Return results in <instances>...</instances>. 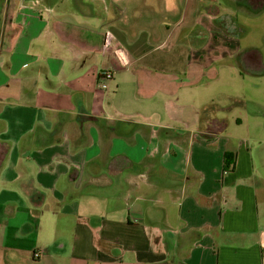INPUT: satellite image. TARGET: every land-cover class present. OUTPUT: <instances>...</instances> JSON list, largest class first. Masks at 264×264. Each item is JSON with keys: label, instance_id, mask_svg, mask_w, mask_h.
Here are the masks:
<instances>
[{"label": "crops", "instance_id": "crops-1", "mask_svg": "<svg viewBox=\"0 0 264 264\" xmlns=\"http://www.w3.org/2000/svg\"><path fill=\"white\" fill-rule=\"evenodd\" d=\"M245 1L257 2L0 0V264H152L170 255L264 264V153L227 129L212 137L199 129L195 109L207 102L181 91L217 76L213 62L227 55L264 71V54L235 41L237 21L231 31L216 22L254 11ZM186 14L207 27L177 37L187 60L140 64L141 36L174 56L176 44L166 43ZM251 49L258 53L239 59ZM190 64L199 70L189 74ZM101 70L112 73L107 90ZM154 109L172 117L192 109V121H161ZM46 202L74 215L70 237L43 242L36 211Z\"/></svg>", "mask_w": 264, "mask_h": 264}, {"label": "rangeland", "instance_id": "rangeland-1", "mask_svg": "<svg viewBox=\"0 0 264 264\" xmlns=\"http://www.w3.org/2000/svg\"><path fill=\"white\" fill-rule=\"evenodd\" d=\"M234 14H236V18L233 16L234 18L232 20L234 21L235 19L243 29L242 31L238 30V35L235 40L238 46L243 48L254 47L264 54V5L255 12L239 9ZM200 26L207 28L202 19H193L186 14L183 22L179 25L175 33H173L168 43H166V48L171 47L172 44H176L175 49H173L174 56L172 54L167 56L164 45L153 48L151 45H146L145 37L141 36L140 42L136 46L138 49L136 54L138 56L141 55L140 64L151 62L154 65L167 64L168 66L174 67L176 66L175 64L170 65L168 63L170 60H180V62L187 60L189 50L182 40H177V37L183 35L184 32L188 34L189 32L197 31ZM231 62H235V60L232 59V56L228 55L221 60L213 62L212 67L218 70L217 76H204L196 84L181 87V91L185 97L193 99L196 102L202 99L207 103L215 102L220 107H227L236 99L239 102L238 104L229 108L230 110H218L215 112V115L226 118L228 132H233L234 134L247 138L254 147L253 152H256V155L258 152L264 153V71L260 74L253 73L246 69V67L233 66ZM184 68V66L179 65V68L174 72L183 73ZM108 80L106 81L107 86ZM123 97L125 96H122V99ZM118 110L119 112H132L135 109ZM154 110L160 113L162 110L163 113H159L161 121L174 118V125L179 124L182 126V123L187 124V122L192 121L191 114H188V111L192 109H179L186 115H189V117L182 116L181 114L177 117H172L170 113L168 114V112L172 111L171 109H168L169 111H165L164 109ZM195 110L197 111V122L200 109ZM257 147L259 149L256 150ZM81 200L83 205L80 206V210L83 212V207L87 206V202L84 197ZM56 206L58 205L46 202L41 210L38 209L36 211V214L40 217V237L45 243L57 236L68 238L73 233L74 215L56 211ZM49 260L41 264H54L52 259L49 258Z\"/></svg>", "mask_w": 264, "mask_h": 264}, {"label": "trees", "instance_id": "trees-1", "mask_svg": "<svg viewBox=\"0 0 264 264\" xmlns=\"http://www.w3.org/2000/svg\"><path fill=\"white\" fill-rule=\"evenodd\" d=\"M264 0H257V2H253L250 3L249 1H245L246 4H251L252 8L254 9V11H257L258 9L262 8L264 2ZM217 24H224L227 27H229L230 31L231 29H233V21L228 20V19H224V18H218L216 19ZM257 50H244L239 54V59H243V60H247L249 57L251 58L252 56H255L257 54ZM263 69V67L260 68V70ZM199 70V66L195 65V64H190L188 66L187 72L189 74H192L193 72ZM261 72V71H260ZM139 73H141L140 75H142V71L139 70ZM214 74V71H211V75ZM140 78V76H139ZM235 101L233 103H231L229 106L227 107H220L217 103L212 102V103H207L204 104L200 107L199 110V121H198V127L201 130H204L205 132H208L209 134H211L210 136H216L222 132H224L227 129L228 126V122L226 120L225 117H217L215 115V112L218 110H230L229 108L233 107L235 104H238L239 102L234 99ZM208 134V135H209ZM3 146V152L6 151V147ZM225 158V165L227 167H229V164L232 163L233 160V155L229 152L225 153L224 155ZM152 264H185L179 260H177L176 258H174L172 255H170L169 257H167L165 260L162 261H158Z\"/></svg>", "mask_w": 264, "mask_h": 264}, {"label": "built area", "instance_id": "built-area-1", "mask_svg": "<svg viewBox=\"0 0 264 264\" xmlns=\"http://www.w3.org/2000/svg\"><path fill=\"white\" fill-rule=\"evenodd\" d=\"M111 76H112V73L109 70H101L99 72L98 81H99L101 89H106L107 88L106 81L108 79H110ZM39 254H40L39 252H35L34 255L35 256H39Z\"/></svg>", "mask_w": 264, "mask_h": 264}, {"label": "water", "instance_id": "water-1", "mask_svg": "<svg viewBox=\"0 0 264 264\" xmlns=\"http://www.w3.org/2000/svg\"><path fill=\"white\" fill-rule=\"evenodd\" d=\"M179 82L180 83H190L191 82V79H189L187 77H184V78L179 79Z\"/></svg>", "mask_w": 264, "mask_h": 264}]
</instances>
